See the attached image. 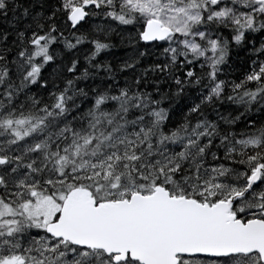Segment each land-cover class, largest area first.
Here are the masks:
<instances>
[{"label":"snow or ice","instance_id":"1","mask_svg":"<svg viewBox=\"0 0 264 264\" xmlns=\"http://www.w3.org/2000/svg\"><path fill=\"white\" fill-rule=\"evenodd\" d=\"M0 264H264V0H0Z\"/></svg>","mask_w":264,"mask_h":264}]
</instances>
